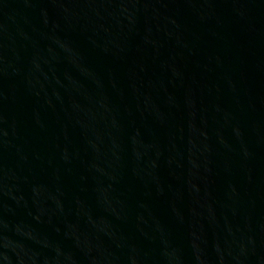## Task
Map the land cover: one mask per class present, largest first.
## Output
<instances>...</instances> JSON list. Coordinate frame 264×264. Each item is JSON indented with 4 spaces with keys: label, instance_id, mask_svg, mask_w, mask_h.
Instances as JSON below:
<instances>
[{
    "label": "water",
    "instance_id": "obj_1",
    "mask_svg": "<svg viewBox=\"0 0 264 264\" xmlns=\"http://www.w3.org/2000/svg\"><path fill=\"white\" fill-rule=\"evenodd\" d=\"M0 264H264V0H0Z\"/></svg>",
    "mask_w": 264,
    "mask_h": 264
}]
</instances>
